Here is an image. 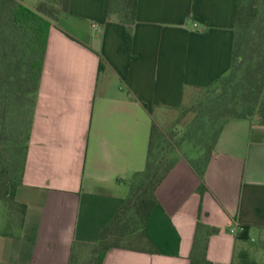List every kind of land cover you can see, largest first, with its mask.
Instances as JSON below:
<instances>
[{
	"label": "crops",
	"instance_id": "0c3cea01",
	"mask_svg": "<svg viewBox=\"0 0 264 264\" xmlns=\"http://www.w3.org/2000/svg\"><path fill=\"white\" fill-rule=\"evenodd\" d=\"M109 1L67 0L51 27L16 192L24 225L0 239V264H71L96 244L146 168L156 116L232 67L238 0H138L133 24ZM200 186L179 161L145 230L156 251L116 248L103 264H191L199 222L219 229L212 264H264V125L228 122Z\"/></svg>",
	"mask_w": 264,
	"mask_h": 264
},
{
	"label": "trees",
	"instance_id": "16d2710c",
	"mask_svg": "<svg viewBox=\"0 0 264 264\" xmlns=\"http://www.w3.org/2000/svg\"><path fill=\"white\" fill-rule=\"evenodd\" d=\"M137 1L110 0L109 15L133 24ZM65 10L67 0L65 4L41 2L36 10L22 0H0V204L11 202L21 212L16 226L0 228V239L24 225L26 206L16 201V192L24 179L50 30ZM205 90V97L193 108L195 116L185 134L191 139L210 127L203 154L188 161L200 179L201 191L206 188L207 168L225 125L251 118L264 125V0H238L232 67ZM157 142L153 125L146 168L135 174L124 206L96 244L75 246L71 264H103L116 248L156 251L145 230L158 204L157 189L179 162L160 157ZM218 232L216 227L198 223L191 264H212L207 258L209 240ZM133 242L142 247H134ZM90 246L92 257L82 260L84 248Z\"/></svg>",
	"mask_w": 264,
	"mask_h": 264
},
{
	"label": "rangeland",
	"instance_id": "374dc122",
	"mask_svg": "<svg viewBox=\"0 0 264 264\" xmlns=\"http://www.w3.org/2000/svg\"><path fill=\"white\" fill-rule=\"evenodd\" d=\"M23 4L28 7H34L35 10L41 2H53L65 4L66 0H22ZM206 90L193 92L185 105L177 110H171L159 113L155 118L157 149L159 156L167 159H178L179 161H189L198 158L203 154L206 136L210 132V127H206L199 132L197 137L186 138L189 124L192 122L195 114L193 108L205 97ZM257 119V118H256ZM186 138V139H182ZM131 190V188H130ZM21 217L20 208L8 202L6 206L0 204V228L5 229L7 226L14 227L18 224ZM127 245L129 243H126ZM134 247L141 248L138 243L133 242ZM93 247L84 248L82 260H89L92 257Z\"/></svg>",
	"mask_w": 264,
	"mask_h": 264
},
{
	"label": "built area",
	"instance_id": "2783aa9c",
	"mask_svg": "<svg viewBox=\"0 0 264 264\" xmlns=\"http://www.w3.org/2000/svg\"><path fill=\"white\" fill-rule=\"evenodd\" d=\"M244 230H245V228L244 227H238V228H233L232 230H231V232L233 233V234H237V233H243L244 232Z\"/></svg>",
	"mask_w": 264,
	"mask_h": 264
}]
</instances>
